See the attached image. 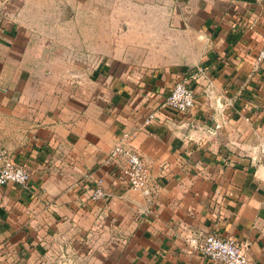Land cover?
I'll use <instances>...</instances> for the list:
<instances>
[{
    "label": "crops",
    "instance_id": "1",
    "mask_svg": "<svg viewBox=\"0 0 264 264\" xmlns=\"http://www.w3.org/2000/svg\"><path fill=\"white\" fill-rule=\"evenodd\" d=\"M263 40L264 0H0V148L31 177L0 185V264H56L51 239L81 234L74 264H212L188 239L208 233L264 264ZM183 75L193 107L164 108ZM124 131L148 194L100 164Z\"/></svg>",
    "mask_w": 264,
    "mask_h": 264
},
{
    "label": "built area",
    "instance_id": "2",
    "mask_svg": "<svg viewBox=\"0 0 264 264\" xmlns=\"http://www.w3.org/2000/svg\"><path fill=\"white\" fill-rule=\"evenodd\" d=\"M264 63V40L254 55L256 66ZM202 67L198 69L201 70ZM190 76H179L165 95L162 105L178 112H187L194 105V92L190 86ZM155 117V111H149L144 124H149ZM131 133L124 131L115 140L101 159V166L113 172L119 181L129 187L137 188L148 194L150 169L143 156L130 144ZM30 169L17 160L5 148H0V185L15 182L28 187ZM112 191L105 188L103 177L94 180L89 198L92 201L107 199ZM189 241L198 246L201 254L212 264H253L249 257L248 242H240L232 236L208 233L198 241V236H190Z\"/></svg>",
    "mask_w": 264,
    "mask_h": 264
},
{
    "label": "rangeland",
    "instance_id": "3",
    "mask_svg": "<svg viewBox=\"0 0 264 264\" xmlns=\"http://www.w3.org/2000/svg\"><path fill=\"white\" fill-rule=\"evenodd\" d=\"M84 71H86V70L85 69L81 70V72H84ZM109 73H111V72H109ZM83 76H86V74H83ZM77 78L80 79V77H77ZM74 83L81 84L82 82H80L79 80L74 79ZM164 108H168V106H164ZM103 169H104V171L108 170V169H105V168H103ZM100 200L101 201H106L105 199H100ZM93 202H95V201H93ZM110 224H114V222H111ZM114 226L111 227V225H110L109 227H111L113 230H115ZM111 236H112V234L110 233V238H109V241H108L109 244H108L107 248H109V250H114V248H115V246L117 244V241H116V238H112ZM80 237H84V236H82V234H81ZM80 237L76 238L77 241L75 239L72 240V239L65 238V237H63V238L62 237L55 238V240L51 239V241L49 242V245L47 246V248H45L44 252H61V253H59V259H58V262H56V264H74L73 261L71 260L72 258H69V256L67 255V252H88L90 250V248H91V246L88 243H86L83 238L80 239ZM100 242H101V240L99 239V237H97V238H95L93 240V242H92V246H93L92 252H94L95 244L97 243L98 247H99ZM87 246H89V247L87 248ZM97 261L99 262V260H97ZM97 261H96V259H93V264H97L98 263ZM76 264H84V259L83 258H80V259L78 258ZM107 264H109V262H107Z\"/></svg>",
    "mask_w": 264,
    "mask_h": 264
}]
</instances>
